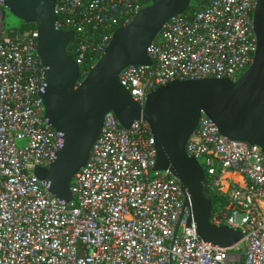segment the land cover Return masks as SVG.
Wrapping results in <instances>:
<instances>
[{"label": "built area", "instance_id": "2783aa9c", "mask_svg": "<svg viewBox=\"0 0 264 264\" xmlns=\"http://www.w3.org/2000/svg\"><path fill=\"white\" fill-rule=\"evenodd\" d=\"M258 0H193L168 21L148 49L152 66H131L121 85L145 107L149 95L175 81H238L257 49ZM149 0H57L58 26L74 33L68 50L84 79ZM0 0V264H264V154L220 134L202 115L187 153L205 186L224 200L211 223L237 230L240 243L221 248L198 235L179 180L154 171L150 125L124 129L113 113L74 177L63 205L35 175L49 168L61 136L46 120L40 93L47 68L38 29H8ZM238 256V259H235Z\"/></svg>", "mask_w": 264, "mask_h": 264}, {"label": "water", "instance_id": "95a60500", "mask_svg": "<svg viewBox=\"0 0 264 264\" xmlns=\"http://www.w3.org/2000/svg\"><path fill=\"white\" fill-rule=\"evenodd\" d=\"M193 0H151L126 27L116 30L111 43L88 75L68 50L72 31L58 26L57 0H3L6 10L39 32V56L47 68L40 93L46 120L60 133L61 147L49 168L35 175L63 205L73 201L74 177L87 165L93 146L113 113L124 129L147 122L157 151L154 171H169L180 182L185 205L194 216L199 237L230 248L242 241L237 230L211 223L213 202L205 195V173L187 153L190 137L203 114L224 137L257 146L264 154V0L254 11L257 49L250 68L236 82L229 79L175 81L153 91L145 107L121 85L120 75L131 66H152L148 49L172 18L185 14Z\"/></svg>", "mask_w": 264, "mask_h": 264}, {"label": "trees", "instance_id": "16d2710c", "mask_svg": "<svg viewBox=\"0 0 264 264\" xmlns=\"http://www.w3.org/2000/svg\"><path fill=\"white\" fill-rule=\"evenodd\" d=\"M149 3L151 4V0H149ZM23 26L25 29H35L36 28V26H34V25H26L24 23H23ZM69 49H71V46ZM69 54H71V53L69 52ZM205 195L208 199H210L213 202V205H214L213 211L214 212L224 205V200L222 198L217 197L215 195V193L211 192L208 189L207 186H205Z\"/></svg>", "mask_w": 264, "mask_h": 264}, {"label": "rangeland", "instance_id": "374dc122", "mask_svg": "<svg viewBox=\"0 0 264 264\" xmlns=\"http://www.w3.org/2000/svg\"><path fill=\"white\" fill-rule=\"evenodd\" d=\"M5 24L8 29H13L21 26L23 22L13 16L8 10H5ZM238 258V256H235V259Z\"/></svg>", "mask_w": 264, "mask_h": 264}]
</instances>
